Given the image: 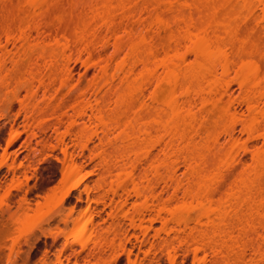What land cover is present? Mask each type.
<instances>
[{
	"label": "bare ground",
	"instance_id": "6f19581e",
	"mask_svg": "<svg viewBox=\"0 0 264 264\" xmlns=\"http://www.w3.org/2000/svg\"><path fill=\"white\" fill-rule=\"evenodd\" d=\"M0 6L12 15L4 11L12 20L0 26V91L11 95L21 85L25 100L21 88L12 95L26 109L49 101L60 111L59 126L69 113L58 107L69 101L78 116L72 133L82 137L95 125L99 143L111 147L98 154L106 176L96 202L110 207L113 228L96 232L98 245L122 240L123 214L142 227L143 242L162 222L164 234L156 231L152 244L175 263L178 245L194 246L196 260L200 252L233 253L242 242L262 251L264 0H0ZM50 20L72 31L53 32ZM72 62L85 66V80L96 69L86 86ZM9 64L14 72L30 70L29 77L7 79ZM114 177L120 184L107 190Z\"/></svg>",
	"mask_w": 264,
	"mask_h": 264
},
{
	"label": "rangeland",
	"instance_id": "374dc122",
	"mask_svg": "<svg viewBox=\"0 0 264 264\" xmlns=\"http://www.w3.org/2000/svg\"><path fill=\"white\" fill-rule=\"evenodd\" d=\"M22 1L24 3V0ZM21 4L19 2L18 7ZM16 7L14 10L11 8L14 14ZM1 8L4 9L3 12ZM20 8L23 9V4ZM6 9L9 12L0 6V21L7 19L3 20L5 23L0 22V26L4 25V28L6 23L12 20V17L9 19L12 16L10 8ZM4 11L9 13V17L7 14L4 17ZM64 15L63 18L68 16ZM52 16L54 20L55 15ZM57 19L58 17L55 20ZM66 19L68 20L69 16ZM50 21L47 22L49 27L53 25V32L57 30L56 33H59L61 27L54 28L59 22L50 24L53 23ZM66 22L65 25L68 24ZM65 25L59 24L63 28ZM71 27L61 29L60 35ZM73 62L75 79L82 78V86H86L88 80L94 77L96 69L91 68L88 71L89 79L85 80L87 69L81 62ZM8 66L9 69L5 73L7 79L14 76L13 79L18 82L17 76L29 77L30 70L14 72L13 67L10 64ZM11 82L14 81L9 80L8 83ZM15 87L10 89L14 92V89L21 88V85ZM7 90L3 93L0 91V198H3V203H0V264H201L203 259H206L203 264H263L264 248L258 254L243 242L235 247L233 253L225 252L218 257L212 251L200 252V260L195 259L194 246L178 245L175 263L168 253H162L152 244L156 231L160 230L164 234L162 222L154 223L155 229L150 231V241L143 242L142 227L133 228L123 214L118 217L121 225L127 230L122 240L114 241L111 237L109 241L98 245L96 232L100 234L99 230L104 229V233H107L113 228L110 207L96 202L97 198L104 194L100 191L99 184L106 176L100 154H103L105 149L111 151V147L99 143L95 125L90 127L88 133L80 136L81 138L72 133L70 123L77 120L78 116L71 109L74 104H68L69 101L64 105V100L60 99L58 105L62 104L61 107L56 105L62 112L69 113L68 117L62 116L64 123L59 126L60 116L57 113L60 109H56L58 112L51 109L48 106L49 101H43L41 98L35 102L28 100L31 103L25 102L26 105L30 104L26 109L22 103L26 91L20 89V101V97L19 100L13 97L12 90L9 92L13 95H9ZM34 104L38 108L36 111ZM65 107L68 108L67 111ZM46 108L56 113L44 112ZM29 110L32 114H28ZM72 160L76 162L72 163ZM74 163L78 166L77 170L74 169ZM79 181V186L69 192ZM119 184L115 177L110 178L106 189L110 190L112 186L117 188ZM5 193L8 194L6 198ZM109 202L107 200L108 204ZM88 217L94 219L95 225L86 222Z\"/></svg>",
	"mask_w": 264,
	"mask_h": 264
},
{
	"label": "snow or ice",
	"instance_id": "6c2138e0",
	"mask_svg": "<svg viewBox=\"0 0 264 264\" xmlns=\"http://www.w3.org/2000/svg\"><path fill=\"white\" fill-rule=\"evenodd\" d=\"M262 10H264V6H262ZM261 44L264 45V38H262ZM261 58L264 59V47L261 48ZM7 195L8 194L5 193L4 198H6ZM0 203H3V198H0Z\"/></svg>",
	"mask_w": 264,
	"mask_h": 264
}]
</instances>
